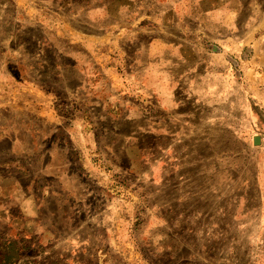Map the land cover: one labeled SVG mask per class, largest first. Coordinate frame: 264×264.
I'll return each instance as SVG.
<instances>
[{
  "label": "crops",
  "instance_id": "crops-1",
  "mask_svg": "<svg viewBox=\"0 0 264 264\" xmlns=\"http://www.w3.org/2000/svg\"><path fill=\"white\" fill-rule=\"evenodd\" d=\"M77 3L84 36L25 27L22 57L0 53V166L26 200L47 204L28 216L38 232L58 230L41 224L53 220L96 232V254L106 255L135 185L150 189L152 209L186 141H205L208 124L222 131L235 109L264 124V0H123L116 21L104 19L111 0ZM147 5L157 14L150 26L123 18ZM222 45L244 46L245 63Z\"/></svg>",
  "mask_w": 264,
  "mask_h": 264
},
{
  "label": "rangeland",
  "instance_id": "rangeland-1",
  "mask_svg": "<svg viewBox=\"0 0 264 264\" xmlns=\"http://www.w3.org/2000/svg\"><path fill=\"white\" fill-rule=\"evenodd\" d=\"M121 1L111 0L104 19L120 18ZM86 16L77 0H0V53L8 49L11 58L22 57L25 27L35 36H65L66 31L84 36L75 27L85 26ZM123 18L150 26L157 14L147 5L136 17L126 13ZM7 33L14 35L9 45L1 42ZM222 47L241 64L249 55L244 46ZM233 115V123L225 121L220 132L208 124L205 141H186L184 155L178 152L171 159L175 172L170 180L167 173L159 174L166 181L153 189L152 200L158 203L152 209L146 203L150 189L135 185L134 202L118 210L122 221L110 232L120 241L108 245L106 255L96 254V232L63 231L59 220L41 222L44 228L56 224L58 230L38 232L39 222L28 216L44 215L47 204L26 200L0 166V264H264V124L259 116L256 123L243 120L241 109ZM254 135L262 137L260 145H254Z\"/></svg>",
  "mask_w": 264,
  "mask_h": 264
},
{
  "label": "water",
  "instance_id": "water-1",
  "mask_svg": "<svg viewBox=\"0 0 264 264\" xmlns=\"http://www.w3.org/2000/svg\"><path fill=\"white\" fill-rule=\"evenodd\" d=\"M255 142H258L257 139H255Z\"/></svg>",
  "mask_w": 264,
  "mask_h": 264
}]
</instances>
